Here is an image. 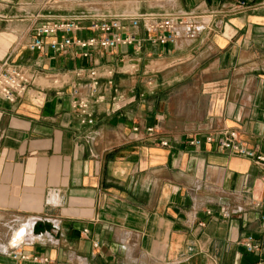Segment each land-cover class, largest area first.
<instances>
[{
  "label": "crops",
  "instance_id": "0c3cea01",
  "mask_svg": "<svg viewBox=\"0 0 264 264\" xmlns=\"http://www.w3.org/2000/svg\"><path fill=\"white\" fill-rule=\"evenodd\" d=\"M236 1L0 0V61L32 77L15 100L0 97V264H264L262 167L187 142L234 128L264 152V0L227 12ZM216 8L173 43H149L138 21L119 31L133 43L86 55L26 47L40 14ZM91 34L86 21L73 31ZM88 65L112 70L94 92L74 73Z\"/></svg>",
  "mask_w": 264,
  "mask_h": 264
},
{
  "label": "built area",
  "instance_id": "2783aa9c",
  "mask_svg": "<svg viewBox=\"0 0 264 264\" xmlns=\"http://www.w3.org/2000/svg\"><path fill=\"white\" fill-rule=\"evenodd\" d=\"M243 0H237L230 5L227 12H235L244 6ZM224 9H174L163 11H142L135 14L126 12H101V11H77L67 14H45L43 20L32 29L31 38L27 41L26 47L32 50H39L44 43L51 50L62 51L69 45H76L81 48V55L87 54L90 47L111 48L118 44H131L135 41L133 32L127 31L120 34V28L127 22L131 27H135L141 21L145 35L144 39L149 43L174 42L176 38L183 34L186 38L194 37L199 25L205 23L210 17L217 13H222ZM81 21L87 22V27L93 34L85 37L73 35V31L80 27ZM47 36V42L44 37ZM74 73L77 76H85L89 79V86L92 92L96 90L100 73L110 76L112 70L105 68L99 72L94 65L76 66ZM53 77V76H52ZM27 67L24 64L10 60L7 54L0 61V97L8 101H13L19 96L31 80ZM52 83H60L56 76L52 78ZM108 82L110 80L108 79ZM75 108L84 110L86 103L81 99H74L71 102ZM88 121L90 119L88 118ZM133 130L137 125L132 126ZM147 132L153 131V126H146ZM204 142H215L219 149L242 155L250 158L254 163L259 164L264 171V152L247 146L237 137L234 128L223 129L217 133L207 130H195V134L188 137L190 144ZM161 144H166V139H160ZM260 223L264 228V213L260 214ZM85 230V229H83ZM244 248L247 251H255L259 248V243L249 234L242 239ZM95 244V243H94ZM10 255L19 259H37L34 254L24 251H12ZM46 257H42L45 260Z\"/></svg>",
  "mask_w": 264,
  "mask_h": 264
},
{
  "label": "rangeland",
  "instance_id": "374dc122",
  "mask_svg": "<svg viewBox=\"0 0 264 264\" xmlns=\"http://www.w3.org/2000/svg\"><path fill=\"white\" fill-rule=\"evenodd\" d=\"M155 63H156L155 61H152V62H151V65H155Z\"/></svg>",
  "mask_w": 264,
  "mask_h": 264
}]
</instances>
